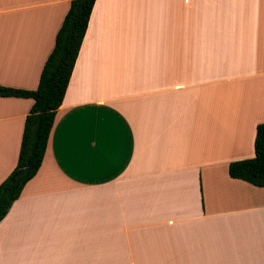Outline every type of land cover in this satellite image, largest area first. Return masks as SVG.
Instances as JSON below:
<instances>
[{
    "label": "crops",
    "instance_id": "obj_1",
    "mask_svg": "<svg viewBox=\"0 0 264 264\" xmlns=\"http://www.w3.org/2000/svg\"><path fill=\"white\" fill-rule=\"evenodd\" d=\"M69 0H0V85L35 89ZM32 98L0 96V182ZM264 0H95L0 264H264Z\"/></svg>",
    "mask_w": 264,
    "mask_h": 264
},
{
    "label": "trees",
    "instance_id": "obj_2",
    "mask_svg": "<svg viewBox=\"0 0 264 264\" xmlns=\"http://www.w3.org/2000/svg\"><path fill=\"white\" fill-rule=\"evenodd\" d=\"M52 50L41 69L35 89L0 85V96L32 98L24 120L15 167L0 182V221L39 169L56 111L62 103L95 0H69ZM27 167L25 172H22ZM228 174L255 186H264V122L257 124L254 156L231 161Z\"/></svg>",
    "mask_w": 264,
    "mask_h": 264
},
{
    "label": "water",
    "instance_id": "obj_3",
    "mask_svg": "<svg viewBox=\"0 0 264 264\" xmlns=\"http://www.w3.org/2000/svg\"><path fill=\"white\" fill-rule=\"evenodd\" d=\"M26 170H27V167H26V168H24L22 172H25Z\"/></svg>",
    "mask_w": 264,
    "mask_h": 264
}]
</instances>
